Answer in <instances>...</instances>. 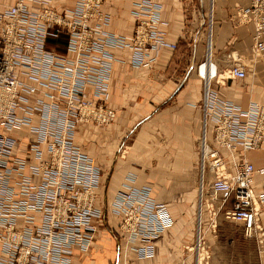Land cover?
Returning a JSON list of instances; mask_svg holds the SVG:
<instances>
[{
    "label": "built area",
    "instance_id": "1",
    "mask_svg": "<svg viewBox=\"0 0 264 264\" xmlns=\"http://www.w3.org/2000/svg\"><path fill=\"white\" fill-rule=\"evenodd\" d=\"M105 1L74 0L57 10L53 0H0V264H73L76 251L89 257L108 215L119 220L125 254L149 260L154 240L173 226L167 206L153 199L150 187L137 186L133 174L102 202V171L75 139L79 125L106 126L116 116L110 85L114 64L123 60L108 50L127 51L131 67L151 69L162 50L177 49L160 31L159 3L132 2V32L118 35L104 30L110 22L101 9ZM237 14L253 25L254 54L264 51V0H249ZM212 65L207 47L197 68L203 85L199 201L213 218L217 212L202 197L218 211L229 203L224 217L264 245V190L253 189L264 168L246 158L264 145V106L242 109L221 100L212 81L244 79L245 72L235 65L216 76ZM195 238V264H208L200 223Z\"/></svg>",
    "mask_w": 264,
    "mask_h": 264
},
{
    "label": "crops",
    "instance_id": "2",
    "mask_svg": "<svg viewBox=\"0 0 264 264\" xmlns=\"http://www.w3.org/2000/svg\"><path fill=\"white\" fill-rule=\"evenodd\" d=\"M73 1L53 0L57 10ZM134 1L138 0H106L101 9L110 22L104 30L130 35V5ZM152 1L162 6L160 31L177 45L176 51L162 50L151 69H136L128 64L127 51L108 50L123 60L114 64L110 85L108 104L116 116L103 127L79 125L75 139L102 171V202L114 198L127 176L133 174L137 186L150 187L153 199L167 206L173 226L154 240V258L138 260L131 250L125 254L119 220L108 215L93 253L84 257L76 251L73 264H195L199 223L201 245L208 246V264H264V245L245 238L241 224L224 217L229 203L220 211L217 208L213 218L206 204L197 201L203 91L197 68L205 48L211 49L216 76H223L235 65L245 72L244 79L212 81L221 100L242 109L250 103L264 106V51L254 54L253 25L241 23L237 14L249 0ZM61 43H65L64 37L58 43L64 48ZM241 157V152L235 154V158ZM246 158L256 170L264 168V145L247 153ZM253 189L256 194L264 190V174H255ZM207 190L205 187L209 194ZM259 211L264 230V206ZM223 221L239 226L241 236L217 235ZM213 222L215 228L210 227Z\"/></svg>",
    "mask_w": 264,
    "mask_h": 264
},
{
    "label": "rangeland",
    "instance_id": "3",
    "mask_svg": "<svg viewBox=\"0 0 264 264\" xmlns=\"http://www.w3.org/2000/svg\"><path fill=\"white\" fill-rule=\"evenodd\" d=\"M60 45H64L63 43H61ZM56 51L58 52H63L64 48H61V47H56L55 48ZM212 89H213V86L211 85ZM214 90V89H213ZM215 91V90H214ZM109 169H107L106 172H108ZM199 199V198H198ZM203 201L206 200L207 202L210 200H208V196L207 197H202ZM201 200V199H200ZM198 201V204H199V200ZM200 205H201V202H200ZM222 225L219 227V229L217 230V235H220V237H223V236H241V230H240V227L239 226H236L235 224L233 223H228V222H221ZM243 234V233H242ZM208 235V234H207ZM224 239V238H222ZM249 250H251V246L249 245Z\"/></svg>",
    "mask_w": 264,
    "mask_h": 264
},
{
    "label": "bare ground",
    "instance_id": "4",
    "mask_svg": "<svg viewBox=\"0 0 264 264\" xmlns=\"http://www.w3.org/2000/svg\"><path fill=\"white\" fill-rule=\"evenodd\" d=\"M243 8V7H242ZM241 22V21H240ZM210 51H211V49L210 48H208V56H209V53H210ZM261 54V53H260ZM212 57V56H211ZM213 66V65H212ZM213 69V68H212ZM222 74H224V73H222ZM110 109V108H109ZM114 120V119H113ZM112 123V122H111ZM100 126H102V125H100ZM103 127V126H102ZM22 135H24V136H26V134L25 133H23ZM100 168V167H99ZM206 195H208V194H206ZM209 200V199H208ZM208 203V205L209 206H212L215 210L217 209V205H215L213 202H207ZM214 223V222H213ZM214 226V225H213ZM258 245V244H257Z\"/></svg>",
    "mask_w": 264,
    "mask_h": 264
},
{
    "label": "trees",
    "instance_id": "5",
    "mask_svg": "<svg viewBox=\"0 0 264 264\" xmlns=\"http://www.w3.org/2000/svg\"><path fill=\"white\" fill-rule=\"evenodd\" d=\"M60 42H61V40H60Z\"/></svg>",
    "mask_w": 264,
    "mask_h": 264
}]
</instances>
